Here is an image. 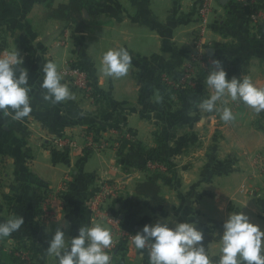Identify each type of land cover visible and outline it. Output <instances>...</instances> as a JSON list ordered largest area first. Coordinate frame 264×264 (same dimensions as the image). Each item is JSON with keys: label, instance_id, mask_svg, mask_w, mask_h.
Instances as JSON below:
<instances>
[{"label": "crops", "instance_id": "1", "mask_svg": "<svg viewBox=\"0 0 264 264\" xmlns=\"http://www.w3.org/2000/svg\"><path fill=\"white\" fill-rule=\"evenodd\" d=\"M46 1L0 0V55L17 50L23 59L18 68L28 70L33 109L23 121L0 114V222L23 216L18 232L27 228L46 252L57 227L70 240L82 225L101 224L90 202L100 181L116 180L123 188L104 209L119 217L132 237L159 219L170 220V226L198 221L215 264L231 212L247 213L264 230V175L255 164L264 156V111L257 114L225 97L227 105H218L230 107L236 116L225 123L219 114L198 107L214 92L205 83L208 71L194 60L199 5L194 0H93L83 11L84 23L78 24L46 18ZM212 5L202 26L208 59H219L229 79L249 77L264 87V40L250 27L249 11L237 0H213ZM120 47L132 56L129 72L121 78L106 76L102 57ZM48 60L67 85L63 72L70 63L85 69L95 84V98L68 85L75 99L55 105L45 101L42 69ZM191 68L192 74L184 73ZM158 74L177 81L187 76L192 86L161 94L144 81ZM114 134H133L146 149L161 146L175 161L174 169L156 177L135 170L145 155L133 150L130 140L118 152L90 145ZM63 139L71 143L59 145ZM148 181L158 186L155 195L143 186ZM0 241L20 239L12 233ZM122 243L110 255L111 264H148L146 249H136L132 240ZM53 258L46 252L45 264Z\"/></svg>", "mask_w": 264, "mask_h": 264}, {"label": "clouds", "instance_id": "2", "mask_svg": "<svg viewBox=\"0 0 264 264\" xmlns=\"http://www.w3.org/2000/svg\"><path fill=\"white\" fill-rule=\"evenodd\" d=\"M131 63L132 56L126 48L109 49L102 57L101 71L106 76L121 78L128 74ZM22 64L17 50L0 55V114L14 121H23L33 110L28 70L18 68ZM210 69L205 83L214 92L199 102L202 113H217L225 123L235 121L230 107L218 105V102L227 105L225 97L243 102L257 114L264 111V87H258L249 77L229 79L219 59L210 62ZM42 71L45 101L55 105L75 99L68 85L61 82L63 78L55 62L46 61ZM170 222L159 219L154 224H145L142 231L132 237L136 249H147L148 264H213L198 221L175 222L174 226H170ZM23 224V216H12L0 222V239L11 236ZM112 240L111 230L100 223L82 225L78 235L70 240H66L64 228L57 227L48 240L46 252L56 257L58 264H111L106 249L110 248ZM220 244V256L215 264H264V230L243 211L231 212L224 221Z\"/></svg>", "mask_w": 264, "mask_h": 264}, {"label": "built area", "instance_id": "3", "mask_svg": "<svg viewBox=\"0 0 264 264\" xmlns=\"http://www.w3.org/2000/svg\"><path fill=\"white\" fill-rule=\"evenodd\" d=\"M199 5V16H200V33L195 38V47L197 48L194 54V60L198 62L202 69L205 71H210V62L207 54L203 51V22H205L212 12L213 9V0H194ZM238 4L242 6L244 9L249 11L248 14V22L250 27L257 32V37L260 40H264V0H237ZM64 76L67 80L69 87L73 90L79 92L84 97L94 99L96 96L95 84L89 77L88 72L83 69L80 65L76 63H70L64 69ZM117 138H114L111 141V146L109 147H118L115 146L116 141H124V138L130 140L132 143H135L132 135H122L116 134ZM71 141L63 139L60 140L59 145H68ZM120 144V145H121ZM90 145H94V143L90 142ZM106 144L102 143L99 148H104ZM121 146H119L120 148ZM156 162H149L148 166H150L153 170L155 168L162 169V165ZM255 164L258 166L262 174L264 175V156H258L255 159ZM122 190V187L119 182L113 180H102L99 183L98 193L96 197L91 200L90 207L92 209V213L95 215L94 220H101V224L106 226L111 230V234L113 237L112 244L110 248L106 249V252L109 255H114L118 246L123 241H131L132 234L124 227L122 220L119 217H116L111 214L110 210L106 211L104 206L107 202L117 198ZM147 250V249H146Z\"/></svg>", "mask_w": 264, "mask_h": 264}, {"label": "trees", "instance_id": "4", "mask_svg": "<svg viewBox=\"0 0 264 264\" xmlns=\"http://www.w3.org/2000/svg\"><path fill=\"white\" fill-rule=\"evenodd\" d=\"M93 3H94L93 0H69L67 3H62L57 6H54L52 0H47L45 4L47 10L44 11L43 14H45L46 18H56L71 23L83 24L84 23L83 11L88 9ZM161 80H162L161 74L151 76L150 78L147 79L145 78L144 80L145 86L151 87L152 85V87L157 88L161 94H164V92L167 89V85L162 83ZM127 143L130 142L128 140H126L125 142L123 141V145L121 146L120 150ZM131 147L133 150L138 151L141 154H144L145 157L149 159L158 160V161H163L164 159L167 160V155H164L162 153L163 150L161 148L146 149L140 143H132ZM143 186L147 189V191L149 192L151 191L152 192L151 194L153 195H155L158 191V186L152 181L146 182V184H144ZM17 237L20 239L21 245L32 253V256L30 257L28 256V258H30L29 261H31L32 264H45V255H46L45 249L39 247L38 244L35 243V241L33 240L34 239L33 235L30 233V231L27 228L23 231H20V234L17 235ZM122 244L123 243H121L120 246ZM2 252H6V250L4 246L0 244V253ZM8 255L9 257L14 258L11 252H9ZM20 258L22 259L21 255H19L14 259H11V262L13 263L18 262V264H26L27 262L25 261L26 259L24 258V260L22 259L23 260L22 261ZM1 264H8V263L3 262Z\"/></svg>", "mask_w": 264, "mask_h": 264}, {"label": "rangeland", "instance_id": "5", "mask_svg": "<svg viewBox=\"0 0 264 264\" xmlns=\"http://www.w3.org/2000/svg\"><path fill=\"white\" fill-rule=\"evenodd\" d=\"M76 63V62H75ZM202 68V67H201ZM185 74H192L193 73V71H192V68L191 69H189V70H187V71H185L184 72ZM208 74H209V72H207ZM185 78H187V76H185V77H181L180 78V80H175V79H173V78H168V77H162V83H164V84H166L167 85V89H166V91L164 92V94H166L167 92L168 93H173V92H175V89L177 90L180 86H183V85H190V86H192V82H190V81H188L187 82V80H185ZM187 82V83H186ZM127 133V132H126ZM130 135H132V137L134 138V140H135V136L133 135V134H130ZM114 138H117V136H116V134H114V135H111V137L110 138H107V139H104V140H101L100 142L98 141V142H96L94 145H92L96 150H103V149H106V148H112L113 150H115V151H119L120 150V148H119V146H122L123 145V142H122V144H121V141H116V143H115V146L116 145H118V147H115V148H113V147H109V146H111V141H113L114 140ZM102 143H104V144H106L105 145V147L104 148H99V146L102 144ZM121 144V145H120ZM175 146V145H174ZM161 147V146H160ZM158 145L157 146H155L154 148H160ZM162 150H163V154L164 155H167L166 154V152H165V149H163V148H161ZM162 154V155H163ZM156 162V163H159V164H161L162 165V169H158V168H155L154 170L150 167V166H148V163L149 162ZM155 163V164H156ZM175 164V161H173L169 156H167V160L166 159H164L163 161H158V160H152V159H149V158H147V157H145L143 160H142V162H139V163H135L134 164V168H135V170H143V172L145 171V172H147L148 174H151V175H153L154 177H156V176H160V175H162V174H164V173H166L167 171H171V169H174V165ZM113 181H116V180H113ZM117 182H119L120 183V185H121V187L123 188V184H122V182L121 181H117ZM41 208V210L42 211H48L49 212V210H48V208H47V206H41L40 207ZM13 216V215H12ZM15 233V235H19L20 234V232H18V231H16V232H14ZM0 244H2L3 246H4V248H5V250H6V252H2V253H0V264L1 263H3V262H7L8 264H18V262H15V263H13V262H11V259H14V258H16V257H18L19 255H21L22 256V259L24 260V258L26 259L25 261H27V262H29V263H27L26 262V264H32L31 263V261H29L30 260V258H28V256L30 257V256H32V253L28 250V249H26L25 247H23L22 245H21V243L20 242H17V243H7L9 246H8V248H7V244H5V243H3V242H1L0 241ZM33 247V246H32ZM7 249H9V250H11L10 252L12 253V255H13V257L14 258H12V257H9V252H8V254H7ZM7 254V255H6ZM16 256V257H15ZM21 259V258H20ZM21 259V260H22ZM22 260V261H23ZM51 264H58V260H57V258H53L52 260H51Z\"/></svg>", "mask_w": 264, "mask_h": 264}, {"label": "water", "instance_id": "6", "mask_svg": "<svg viewBox=\"0 0 264 264\" xmlns=\"http://www.w3.org/2000/svg\"><path fill=\"white\" fill-rule=\"evenodd\" d=\"M143 227L140 229V231H142Z\"/></svg>", "mask_w": 264, "mask_h": 264}]
</instances>
